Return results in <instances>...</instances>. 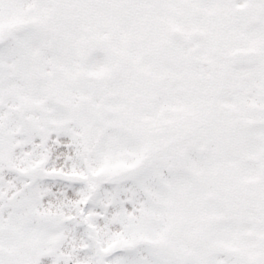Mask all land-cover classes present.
<instances>
[{
	"label": "snow or ice",
	"instance_id": "1",
	"mask_svg": "<svg viewBox=\"0 0 264 264\" xmlns=\"http://www.w3.org/2000/svg\"><path fill=\"white\" fill-rule=\"evenodd\" d=\"M0 264H264V0H0Z\"/></svg>",
	"mask_w": 264,
	"mask_h": 264
}]
</instances>
